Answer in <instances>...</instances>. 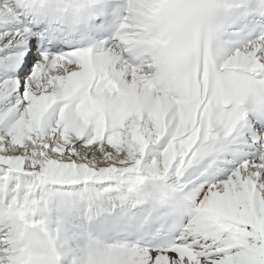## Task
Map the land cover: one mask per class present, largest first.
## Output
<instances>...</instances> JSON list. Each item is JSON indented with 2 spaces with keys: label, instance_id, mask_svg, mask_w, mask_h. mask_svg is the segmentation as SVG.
I'll use <instances>...</instances> for the list:
<instances>
[{
  "label": "snow or ice",
  "instance_id": "1",
  "mask_svg": "<svg viewBox=\"0 0 264 264\" xmlns=\"http://www.w3.org/2000/svg\"><path fill=\"white\" fill-rule=\"evenodd\" d=\"M0 264H264V0H0Z\"/></svg>",
  "mask_w": 264,
  "mask_h": 264
}]
</instances>
